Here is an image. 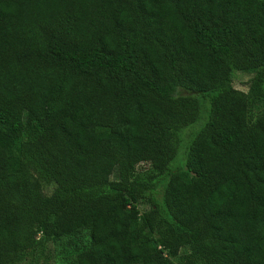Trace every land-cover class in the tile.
Here are the masks:
<instances>
[{"label": "trees", "instance_id": "1", "mask_svg": "<svg viewBox=\"0 0 264 264\" xmlns=\"http://www.w3.org/2000/svg\"><path fill=\"white\" fill-rule=\"evenodd\" d=\"M263 93L264 0H0V264H264Z\"/></svg>", "mask_w": 264, "mask_h": 264}, {"label": "rangeland", "instance_id": "2", "mask_svg": "<svg viewBox=\"0 0 264 264\" xmlns=\"http://www.w3.org/2000/svg\"><path fill=\"white\" fill-rule=\"evenodd\" d=\"M251 77H252V74H249V73L235 72L233 74L232 84H233L234 88L246 92L248 90V83H249V79ZM263 97H264V93H263ZM203 104H204V106H203L204 109L202 112L201 119L198 122H196L193 125L186 128L182 132V142H181L177 157H176L175 161L173 162L174 168L183 167L185 165V159H186V154H187V149H188L189 143H190L191 139L193 138V136L195 135V133H197V131L201 128V126L206 121L208 100L205 99ZM257 114H258V112L256 110H254L252 113L253 117L257 116ZM50 191H51L50 188H45L44 193L46 195H49ZM157 195H158L157 197L160 198V194H157ZM138 208H139L140 212L148 210L149 209V201L147 199L141 201L138 204ZM54 249H55L54 244H48V246L45 250H46V252L49 251V253L45 252L46 254L40 260V264H53L52 258H53Z\"/></svg>", "mask_w": 264, "mask_h": 264}]
</instances>
